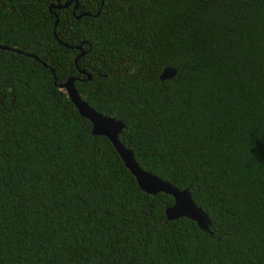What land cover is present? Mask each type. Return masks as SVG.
Instances as JSON below:
<instances>
[{"label": "trees", "instance_id": "1", "mask_svg": "<svg viewBox=\"0 0 264 264\" xmlns=\"http://www.w3.org/2000/svg\"><path fill=\"white\" fill-rule=\"evenodd\" d=\"M0 45V264H264V0H0ZM68 77L208 232L165 218Z\"/></svg>", "mask_w": 264, "mask_h": 264}, {"label": "water", "instance_id": "2", "mask_svg": "<svg viewBox=\"0 0 264 264\" xmlns=\"http://www.w3.org/2000/svg\"><path fill=\"white\" fill-rule=\"evenodd\" d=\"M66 5H68V1H65L62 4H56L55 7L60 8ZM83 14L87 13H82L80 15ZM54 37L56 36L54 35ZM0 49L13 50L4 45H0ZM82 54L83 52L80 51L75 56V63L77 58ZM78 73L84 74L87 79L90 76L83 70H79ZM174 74V68L165 67L160 72L159 79L163 80L166 78H170ZM74 80L75 77H68L64 82L58 84V88L62 89L65 92L66 97L73 104L78 114L86 118L90 122L91 134L103 135L108 139V141L111 143L112 147L118 154L119 158L121 159L123 165L135 178L139 189L149 194H155L156 192H163L169 194L172 197V203L169 206H166L164 209L165 218L167 220H172L184 216L193 220L199 228L208 232L209 220L206 214L201 210V208L193 202L189 191L186 188L177 189L176 187L172 186L168 181L163 180L141 169L134 161L130 149L125 148L117 138V134L122 129L123 123L115 117L104 116L98 113L86 102H84L77 93L76 88L73 86Z\"/></svg>", "mask_w": 264, "mask_h": 264}]
</instances>
